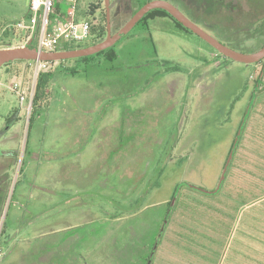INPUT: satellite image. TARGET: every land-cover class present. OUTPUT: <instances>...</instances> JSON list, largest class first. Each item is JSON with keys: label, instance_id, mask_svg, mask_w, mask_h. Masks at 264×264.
Segmentation results:
<instances>
[{"label": "rangeland", "instance_id": "rangeland-1", "mask_svg": "<svg viewBox=\"0 0 264 264\" xmlns=\"http://www.w3.org/2000/svg\"><path fill=\"white\" fill-rule=\"evenodd\" d=\"M111 1L115 32L131 7L109 0L110 19ZM239 2H204L197 20L254 52L264 44L261 28L249 36L264 0ZM54 7L64 18V0ZM28 12V0H0V47L26 44ZM104 15V0H78V20ZM114 49V60L56 63L35 110L34 62L0 67V264H234L244 235L264 237V198L243 197L242 209L234 191L219 195L223 180L211 194L189 185L216 187L243 121L264 100V59L224 57L168 17L134 25ZM15 82L29 91L23 103ZM253 173L244 189L264 194V165Z\"/></svg>", "mask_w": 264, "mask_h": 264}, {"label": "water", "instance_id": "water-1", "mask_svg": "<svg viewBox=\"0 0 264 264\" xmlns=\"http://www.w3.org/2000/svg\"><path fill=\"white\" fill-rule=\"evenodd\" d=\"M104 8L107 21V32L106 36L89 46L71 49V50H54L46 51L39 49L37 47H30V41L26 42L23 46H14V47H3L0 48V67L5 63L12 62L14 60H43V61H56V60H65L70 58H77L82 56H88L95 54L101 50H104L113 44H115L119 39L125 36L132 27L141 19V17L146 14L149 10L154 8H161L166 10L175 20L181 23L185 28L191 30L198 37L207 42L212 46L218 53L222 54L225 57H228L232 60L242 62V63H254L258 62L264 58V45L254 52H241L235 50L221 41L216 37L208 33L198 24L193 22L188 18L177 6L167 0H149L145 2L135 13H133L130 18L115 32H111L109 28V0H104ZM233 149H231L227 161L224 165L220 179L216 185V188L213 190H205L193 185H189L190 188L198 190L203 193H213L217 191L220 187V184L224 178L225 169L229 163L230 158L232 157Z\"/></svg>", "mask_w": 264, "mask_h": 264}, {"label": "crops", "instance_id": "crops-1", "mask_svg": "<svg viewBox=\"0 0 264 264\" xmlns=\"http://www.w3.org/2000/svg\"><path fill=\"white\" fill-rule=\"evenodd\" d=\"M258 86L264 92L263 80H260ZM263 102L264 100H261L260 103L257 104V106L249 112L246 119L243 121L242 128L240 129V140L238 142L237 147H235L236 150L234 149V154L230 158L229 163L227 164L225 169V174L223 178V193L219 194H222V197L227 198L231 197L234 191V197L238 196L240 200V206L242 207L243 205L242 209H245L247 207L249 208V203L247 204L241 202V199L243 197H250L251 199H255H252L253 201L250 200V205L264 198V194H260L258 192L254 194V192H251V190L244 189L249 178L254 177L251 176L254 175V169H256L257 167L262 168L264 165V156L259 150L260 148L264 147L263 144L260 145L262 133L264 132ZM217 191L213 193H216ZM226 206L227 204L225 201V210ZM240 242V248L236 251H239V253H235L234 258L232 260L234 264H264L263 234L260 237L257 236V234H255L254 237H251L250 233L248 232L247 237L244 235L243 239ZM250 245L256 246V248H254V250L256 249L254 254H248L249 247H252Z\"/></svg>", "mask_w": 264, "mask_h": 264}, {"label": "built area", "instance_id": "built-area-1", "mask_svg": "<svg viewBox=\"0 0 264 264\" xmlns=\"http://www.w3.org/2000/svg\"><path fill=\"white\" fill-rule=\"evenodd\" d=\"M56 1L28 0L30 16L26 20L30 22L28 27L31 29V34L27 42L34 37L35 47L46 51L58 50L69 43H81L92 36L94 18L91 20L87 18L77 19L78 0H64L66 5L63 11L64 18L56 12L54 7ZM17 26L23 28L27 25L18 23ZM30 61L34 62V70L37 75L47 69L48 61ZM12 89L16 92L20 103H23L29 97L28 89L22 87L19 83H13Z\"/></svg>", "mask_w": 264, "mask_h": 264}, {"label": "trees", "instance_id": "trees-1", "mask_svg": "<svg viewBox=\"0 0 264 264\" xmlns=\"http://www.w3.org/2000/svg\"><path fill=\"white\" fill-rule=\"evenodd\" d=\"M149 0H129L130 2V7H131V12L129 13L128 16L126 17H122L123 20V24L130 18V16L135 13L145 2H147ZM167 1H170L171 3H173L175 6H177L188 18H190L193 22H195L196 24H198L199 26L203 27L204 24H201V22L199 20H197V17L198 15L202 14L201 11H199V6H201L204 2H207L209 0H197V6H198V9L196 10L195 7L191 6V7H187L186 4H191L193 0H187V2H185V0H167ZM216 1V0H215ZM237 3H236V6H238L239 4L242 6V4L239 2L240 0H235ZM214 2V1H213ZM194 4V3H193ZM228 4V3H227ZM110 5H111V27L114 28V25H113V19L115 17L114 16V11H113V1L110 2ZM244 5V4H243ZM229 6V4H228ZM247 6V13L246 15L247 16H252L255 17V15L258 13V8L257 5H252V6H249V5H246ZM229 8V7H228ZM252 8V9H251ZM90 10L92 12V6H90ZM264 10V3L263 5H261L260 7V11ZM256 12V13H255ZM261 15L260 17H256L253 21H256L259 23L258 26H256L255 28L253 27V32H251V34L249 36H252L254 35L255 33V30L256 29H259L261 28L263 31H264V12L262 14V12H260ZM30 14L28 12V14L26 15V18H29ZM155 17H168L170 18L175 24L176 26L180 27L181 29L185 30V31H189V32H192L191 30L185 28L181 23H179L177 20H175L166 10L164 9H161V8H154V9H151L149 10L146 14H144L141 19L136 23H146L147 21L151 20V19H154ZM121 18V19H122ZM252 21V22H253ZM121 24L118 29L123 25ZM135 24V25H136ZM205 27V26H204ZM117 29V30H118ZM227 30H225L226 32ZM106 32H107V21H106V17L104 15L103 19L102 20H96L94 18V21H93V24H92V41L91 42H84V43H69L67 45H65L64 47L58 49V50H71V49H76V48H81V47H85V46H89V45H92L100 40H102L105 36H106ZM232 32V31H230ZM257 32V31H256ZM193 33V32H192ZM241 38V37H240ZM218 39V38H217ZM219 41H221L222 43H224L225 45L237 50L235 47V44L233 42H230L229 40L227 39H218ZM239 41V40H238ZM207 43V42H206ZM208 44V43H207ZM114 45L113 44L112 46L104 49V50H101L95 54H92V55H88V56H82V57H77L76 59H87L88 57H92L94 55H97V54H103L104 57L107 59V60H114L116 57H117V54H116V51L114 49ZM209 45V44H208ZM237 45V44H236ZM264 45V44H263ZM262 45V46H263ZM10 45H5V46H1L0 48H3V47H9ZM29 46L30 47H35V38L33 37L29 43ZM210 46V45H209ZM261 46V47H262ZM211 48H213L212 46H210ZM214 49V48H213ZM215 50V49H214ZM216 51V50H215ZM222 55V54H220ZM223 56V55H222ZM225 57V56H224ZM20 60H23V59H20ZM263 60V59H261ZM260 60V61H261ZM26 61H30V60H26ZM258 61V62H260ZM62 60H56V61H48V65H47V69L45 71H41L38 73V76H37V79H36V83H35V88H34V93H33V97H32V108L33 110H35V106L39 103V101L42 99V96L44 95L45 93V90H46V87H47V84H48V81L50 80V76L52 75V70H53V67L55 66L56 63H61ZM10 62L8 63H5L4 65H7L9 64ZM17 111L15 109V112L14 114L11 116V113L9 116L6 117L5 121H6V124H11V123H14L15 121H17L18 119V116L17 115ZM12 118V119H10ZM1 182V180H0ZM1 188V186H0ZM185 188V187H183ZM187 188V187H186ZM190 189V188H188ZM190 190H195V189H190ZM5 191V190H4ZM4 191L2 193V198H3V194H4ZM170 203V201H168V204Z\"/></svg>", "mask_w": 264, "mask_h": 264}, {"label": "flooded vegetation", "instance_id": "flooded-vegetation-1", "mask_svg": "<svg viewBox=\"0 0 264 264\" xmlns=\"http://www.w3.org/2000/svg\"><path fill=\"white\" fill-rule=\"evenodd\" d=\"M263 59H264V58H263ZM235 146H236V144L233 143V147H232L233 150L235 149Z\"/></svg>", "mask_w": 264, "mask_h": 264}]
</instances>
